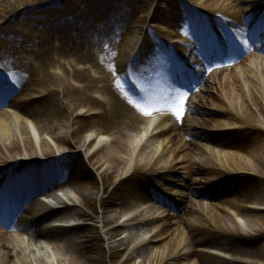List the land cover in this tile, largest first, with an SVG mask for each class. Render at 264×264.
<instances>
[{
	"label": "bare ground",
	"instance_id": "obj_1",
	"mask_svg": "<svg viewBox=\"0 0 264 264\" xmlns=\"http://www.w3.org/2000/svg\"><path fill=\"white\" fill-rule=\"evenodd\" d=\"M153 1L0 0V192H12V199L23 205L36 193L38 186H32L36 182L64 177L82 187L78 190L82 205L74 203L68 209L75 225L66 240L59 228L45 229V219L26 228L28 242L1 228L0 264H129L144 246L153 243L162 256L150 264H264V60L258 53H249L229 78L208 80L212 85L206 96L189 115L177 118L171 94L164 102L157 100L158 94L155 99L152 96L165 90L164 83L148 79L144 95L149 97L140 98L128 79L164 44L160 29L149 33L145 29L150 18L167 26L172 35L185 36L188 17L198 15L184 12L182 7L188 6H183V0H158L166 9L159 6L151 16ZM203 6L204 11L225 15L223 21L218 18L205 24L203 39L214 30L218 39L211 34L210 40L221 41L218 28L224 24L240 42L242 52L249 50L244 41L258 37V30L248 28V15L264 10V0L230 4L205 0ZM139 10H149L144 20L138 17ZM124 31L138 35L123 38ZM197 43V54L204 63L208 57L205 44L200 38ZM261 50L259 46L258 52ZM77 64H89V68ZM11 93H16L15 99L6 104ZM182 94L177 93L181 100ZM132 102L158 119L145 118ZM167 111L173 117L163 119L162 112ZM30 121L41 138L47 135L53 139L55 148L45 137L40 144L34 141ZM146 128L149 132L139 146L136 142ZM91 129L100 132L98 138L107 134L113 138L98 146V138L86 137ZM62 130L72 137L58 134ZM158 141L160 148L151 154L150 145ZM73 148L78 153L67 154ZM137 148L140 151L134 158ZM85 153L94 170L84 159ZM95 172L101 173L103 188ZM1 174L12 176V182L17 177L29 186L18 193L15 187L9 189L12 184L2 181ZM158 178L165 182L167 192L162 200L171 211L164 218L156 214L143 218L142 228H154L134 232L138 230L137 216L130 210L155 195L149 182ZM206 199L215 203L206 205ZM13 200L8 204L18 211L21 204ZM153 203L150 199L141 204L139 217L149 212ZM5 204L0 202V210ZM176 209L180 218L173 211ZM22 210L32 215L31 205H23ZM244 214L254 236L235 232V227L240 229L237 217ZM20 216L21 226L29 217ZM103 225L111 227L105 235L99 227ZM127 226L133 227L127 232ZM122 230L126 236L117 238ZM259 241L262 246L258 247ZM128 243L135 247L123 249L129 254L121 263L122 248Z\"/></svg>",
	"mask_w": 264,
	"mask_h": 264
},
{
	"label": "rangeland",
	"instance_id": "obj_2",
	"mask_svg": "<svg viewBox=\"0 0 264 264\" xmlns=\"http://www.w3.org/2000/svg\"><path fill=\"white\" fill-rule=\"evenodd\" d=\"M153 1V0H152ZM183 1H185V2H188V0H183ZM197 1H199V2H201V4H203V2H205V0H197ZM196 2V1H195ZM198 2V3H199ZM224 2H226V3H228V4H230L231 2H234V0H221V3H224ZM189 3V2H188ZM197 3V2H196ZM200 4V3H199ZM201 4H200V6H201ZM158 6H160V7H162V9H165L166 8V4L165 3H163V2H161V1H153V3H151V5H150V7H149V9H150V11H149V14H153L154 13V11H155V8L156 7H158ZM248 6H250V4L248 3ZM247 6V7H248ZM148 11H145V12H140V10L137 12V15H138V17L139 18H141L142 20H144L146 17H147V15H148ZM151 19V18H150ZM148 26H150L151 27V29H154L155 31H156V29L157 28H159V29H161V30H165L166 29V27L164 26V25H161V24H158V23H152V24H150V25H148ZM137 29V28H136ZM138 30H139V28H138ZM137 30V31H138ZM129 34V35H128ZM161 34V33H160ZM135 35H138V34H134V35H132V36H130V32H128V31H124V38H128L129 37V39H133V38H135ZM161 37L162 38H164V37H166L165 36V34H161ZM86 66H84V65H82V68H85ZM229 77V76H228ZM10 97H11V94H10ZM13 97V96H12ZM30 126L32 127V128H34L33 127V124H32V121H30ZM90 132H88V135L86 136L87 138L89 137H92L93 139L94 138H96L97 137V135L98 134H100V132H98V130L97 129H91V130H89ZM60 132H62L64 135H69L68 133H69V131L68 130H62V131H58V134L60 133ZM143 132H146V131H143ZM107 135H110L111 136V138H113V136H112V134H107ZM46 139H47V142L52 146V147H56V143L53 141V139L50 137V136H44ZM44 137H42V139H44ZM69 137L71 138L72 137V135H69ZM151 146V149H150V152H151V154L152 153H154V152H156V148L159 146V148H160V143H159V141L158 142H154L153 144H151L150 145ZM39 147H41V145L39 146ZM209 147V146H208ZM73 149H75V150H73ZM72 150H67V154H70V155H74L75 153L77 154L78 153V150L76 149V148H73ZM99 149V148H98ZM73 153V154H72ZM88 154H84V159L86 160V162H87V164L89 165V167H91L93 170H94V168L90 165V163L88 162ZM159 157V156H158ZM158 157H156V159H158ZM196 159V158H195ZM44 160H46V159H44ZM197 160H198V157H197ZM199 161V160H198ZM165 164V161L163 162V163H161L160 164V166H162V165H164ZM92 170V171H93ZM94 172V171H93ZM96 173V175H97V178H98V183H100V188H103V184H102V178H101V173L99 174L98 172H95ZM62 181H64L63 183H67V185L68 186H70L71 187V189H72V191H73V193H74V195H76L77 197H78V190H80L82 187H81V185H79V184H75V183H73V182H68V180H66V179H63ZM149 184L151 185V187H152V190L155 192V196H148L149 198H148V200H150L151 199V201L153 200V207H155V211H154V209L151 211V213H149L148 215H147V217H145V218H148V217H150V216H152V215H154V214H156V215H159V217L160 218H164V216H166L168 213H169V211H171V209L167 206H165L164 204H163V202L162 203H160V201H162V197L163 196H165L164 194H163V192H167L166 190L167 189H165V182L162 180V179H160V178H158V179H155L154 181H152V182H149ZM74 187H75V189H74ZM172 190V189H171ZM176 191V190H175ZM105 193V189H103V194ZM169 193V192H168ZM102 198H103V196H102ZM215 200L217 201V197L215 198ZM79 201V200H78ZM205 204L206 205H209V204H211V203H215V201H210V200H208V201H206L205 200ZM250 204V203H249ZM78 205L80 206V205H82V203L81 202H79L78 203ZM177 209H184L183 207H176ZM174 212H176L177 214H179L180 213V210H173ZM157 212V213H156ZM177 214H174V217H176V215ZM181 215L182 214H179L178 215V217L180 218L181 217ZM170 217H173L172 215L170 216ZM254 217V219H256L257 217H258V215H255V216H253ZM178 218V219H179ZM125 219H123L122 221H121V223L124 221ZM237 221H238V224H239V226H240V229H239V227L237 228V227H235V232H241V233H244V234H246V236H248V237H251V236H254L255 234L252 232V231H250L249 230V228H248V226L246 225L245 227L241 224V222H245V224H247V217H246V215L244 214L243 216H241V217H239V218H237ZM93 225V224H92ZM99 227H101V229H102V231H101V233H102V235H105L106 234V232L111 228H109V229H105V226L103 225V226H99ZM128 228H126L127 229V232L128 231H130L132 228L131 227H133V226H127ZM131 229H130V228ZM146 228V227H145ZM144 228V231H147V232H149V231H151V229H153L154 227L152 226H148V228H146L145 229ZM105 229V230H104ZM155 230H158V229H155ZM69 235V232H67V236ZM70 236V235H69ZM68 236V237H69ZM126 236V233H125V230H122V232H120L119 233V236L117 237V238H120V239H122V238H124ZM119 240V239H118ZM264 243V242H263ZM102 244L104 245V242H102ZM153 244H156V243H153ZM153 244L152 245H148V246H144L143 247V249L139 252V254H135V256H134V258L131 260V262L129 263V264H143L145 261H147V263L148 264H150L153 260H155V259H157L158 257H160V256H162V254H160L159 255V250H158V247H156V246H153ZM134 244L133 243H128L126 246H124L123 248H122V250L123 249H125V248H129V250L130 251H132V249H134V247L135 246H133ZM106 246V245H105ZM258 247L259 246H262V242L261 241H259L258 242V245H257ZM107 247V246H106ZM121 250V251H122ZM123 255H121V257H119V259L121 260V263H123V262H126V259H127V256H128V254L129 253H126V251L125 250H123L122 252H121ZM228 257H231V255H228ZM123 258V259H122ZM240 260H243V261H246V262H254L252 259H250V258H247V259H242V258H239Z\"/></svg>",
	"mask_w": 264,
	"mask_h": 264
},
{
	"label": "snow or ice",
	"instance_id": "obj_3",
	"mask_svg": "<svg viewBox=\"0 0 264 264\" xmlns=\"http://www.w3.org/2000/svg\"><path fill=\"white\" fill-rule=\"evenodd\" d=\"M244 43H246V41ZM186 95H187L186 93L182 94V100H183V97H185ZM132 103H133L134 107L139 109L144 115H151L152 114L150 111H147L145 108H143L139 103H135V102H132ZM172 111L177 116V118L182 117L183 112H184L183 103L178 105L177 108H174Z\"/></svg>",
	"mask_w": 264,
	"mask_h": 264
}]
</instances>
